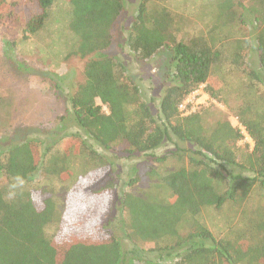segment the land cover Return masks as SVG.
Segmentation results:
<instances>
[{
    "label": "trees",
    "instance_id": "1",
    "mask_svg": "<svg viewBox=\"0 0 264 264\" xmlns=\"http://www.w3.org/2000/svg\"><path fill=\"white\" fill-rule=\"evenodd\" d=\"M29 1L31 9L25 16L12 5L0 6V12L8 10L0 17L21 25L24 37L43 28L54 3ZM65 1L70 7L68 27L77 39L70 54L85 60L84 80L67 97L66 114L79 128L76 142L91 161L81 173L91 179L90 186L80 190L90 201L76 212L66 210L48 236L45 228L55 214L52 196L42 189L35 197L22 185L39 171L67 181L69 153L48 157L51 145L31 135L0 147V174L11 186L17 177L23 181L9 198L0 187V264H264V210L243 225L230 227L222 237L197 218L206 207L220 209L226 201L240 204L253 194L264 200V106L255 110L262 98L257 89L264 86V0H217L209 30L188 43L176 38L167 9H149L148 0H142L121 47L127 46L137 61L163 48L171 53L165 72L168 83L157 102L143 98L125 74L124 64L110 51L125 1ZM251 24L255 27L250 29ZM251 52L260 71L248 64ZM234 74L239 77L233 83ZM201 85L218 102L229 93L239 97L234 117L252 141L250 151L238 145L244 135L237 124L207 107L188 114L179 109L180 102ZM86 139L103 151L125 156L186 161L156 177L154 186L167 190V198L151 195L150 190L117 194L112 157ZM168 144L174 149L153 153ZM108 194L111 201L101 202ZM115 202L126 214L122 235L106 222ZM97 213L105 217L104 239L81 234L95 231L90 217ZM183 222L188 227L181 231ZM143 243L151 247L144 249Z\"/></svg>",
    "mask_w": 264,
    "mask_h": 264
},
{
    "label": "rangeland",
    "instance_id": "2",
    "mask_svg": "<svg viewBox=\"0 0 264 264\" xmlns=\"http://www.w3.org/2000/svg\"><path fill=\"white\" fill-rule=\"evenodd\" d=\"M0 1V6L3 2L6 7L12 5L17 13L22 12L24 16L31 9L29 0ZM124 1L126 9L114 29L115 40L110 51L116 54L124 64L125 74L137 84L143 98L149 102L154 98L157 102L163 86L168 83L165 72L171 61V53L163 48L151 58L137 61L127 46L121 47L142 0ZM216 2L217 0H148L149 9L165 8L170 12L176 29V38L186 43L192 38L205 35L209 30L215 20ZM69 11V4L65 0H54L43 28L36 34L26 35V37L22 33L21 25L12 22L11 18L0 17V147L31 135L42 139L44 144L51 145L48 157L54 153L63 152L65 155L69 153L67 168L70 177L67 181L56 180L39 171L32 181L22 185L27 191H33L35 197H39L42 189L48 190L52 196L55 214L54 220L45 228L48 236L53 234L57 218H61L66 210L76 212V208L83 209L90 201V198L83 196L80 190L84 191L90 186L91 179L82 177L81 173L90 167L91 161H88L86 153L76 142L78 139L74 134L80 132L79 128L73 122L71 115L66 114V109L69 107L67 97L84 80L85 62L84 59L70 54L77 39L68 27ZM3 14H8V10L0 12V15ZM253 26L255 27V24L248 27L251 29ZM248 60L252 68L260 71L254 52H251ZM238 75L234 74L230 81L234 83ZM204 87L205 85L199 86L189 95L194 111L207 107L215 114L236 124L234 116L240 104L239 97L229 93L223 101L218 102L208 96ZM257 94L262 98L255 106V110H260L264 106L263 85L258 87ZM97 102L99 103L98 100ZM86 141L100 152L112 157L117 194L145 193L150 190L151 195L156 194L167 198L169 197L167 190L154 186L156 177L184 165L186 161L185 157L183 160L168 157L164 162H155L151 157L141 154L125 156L120 152L103 151L92 140L86 139ZM238 145L242 150L250 151L252 141L250 138L243 137ZM173 149L174 145L168 144L155 149L153 153L161 155ZM0 187L7 191L8 198L12 196L14 189L1 174ZM91 195L100 197V195ZM111 199L112 195L108 194L102 196L100 201L110 202ZM260 210H264V200L253 194L240 204L226 201L220 209L206 207L197 215V218L216 237H222L228 234L230 227L243 225ZM99 215L97 213L90 217L95 231L88 229L89 234H86L82 230L81 234L95 238L99 236L103 239L108 237V232L101 229L105 217ZM125 218L126 214L115 202L106 222L116 234L122 235L121 220ZM187 227L188 222H183L181 231ZM125 241L129 240L125 239ZM142 247L147 249L151 247V244L143 243Z\"/></svg>",
    "mask_w": 264,
    "mask_h": 264
},
{
    "label": "built area",
    "instance_id": "3",
    "mask_svg": "<svg viewBox=\"0 0 264 264\" xmlns=\"http://www.w3.org/2000/svg\"><path fill=\"white\" fill-rule=\"evenodd\" d=\"M179 109L184 111V114H188L190 112L194 111V105L192 103V100L190 98V96H187L185 99H183L180 104L178 105ZM236 124L238 125V127H240L244 138L245 139H249L250 137L247 135V133L245 132V129L243 126H241L237 121Z\"/></svg>",
    "mask_w": 264,
    "mask_h": 264
},
{
    "label": "clouds",
    "instance_id": "4",
    "mask_svg": "<svg viewBox=\"0 0 264 264\" xmlns=\"http://www.w3.org/2000/svg\"><path fill=\"white\" fill-rule=\"evenodd\" d=\"M22 183H23L22 179H20L19 177H17V178H16V183H14V184L12 185V187L15 188V187H17L19 184H22Z\"/></svg>",
    "mask_w": 264,
    "mask_h": 264
}]
</instances>
